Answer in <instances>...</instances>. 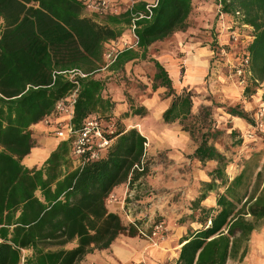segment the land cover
Wrapping results in <instances>:
<instances>
[{
  "label": "trees",
  "instance_id": "16d2710c",
  "mask_svg": "<svg viewBox=\"0 0 264 264\" xmlns=\"http://www.w3.org/2000/svg\"><path fill=\"white\" fill-rule=\"evenodd\" d=\"M203 1H213L220 15L235 17L251 28L243 67H249L250 87H257L264 81V0H153L155 6L149 10L151 3L136 0L120 13L114 11L113 1L92 0L106 5L90 15L86 14L90 0H0V264H79L94 251L109 249L120 237L140 236L141 224L123 223L108 210L106 199L114 188L126 182L132 187L147 175L148 167L136 169L146 139L137 129L112 120L115 103L105 94L106 80L94 74L106 66L104 45L117 41L124 29L134 26L136 47L118 52L105 67L122 75L129 63L145 61L154 44L185 33L197 3ZM213 43L217 46L216 40ZM149 61L155 71L151 91L164 88L166 96L173 97L162 122L194 120L192 94L175 95L164 67ZM70 72L85 77L70 80ZM75 90L72 130L95 120L110 146L98 160L83 159L71 170L70 138L61 141L39 168H26L22 160L36 146L29 128L63 116L56 105L67 103ZM129 109L133 116L148 113L143 106ZM225 113L251 124L239 106L225 108ZM198 120V127L193 123L184 129L195 141L190 158L216 164L191 202V213L179 220L197 228L189 226L180 240L175 264L241 262L251 235L264 221V164L252 172L259 163L247 160L229 180L225 170L231 161L214 145L222 132L212 126L211 107H203ZM236 135L232 129L230 136ZM205 201L213 206H203ZM23 251L29 254L24 256Z\"/></svg>",
  "mask_w": 264,
  "mask_h": 264
},
{
  "label": "rangeland",
  "instance_id": "374dc122",
  "mask_svg": "<svg viewBox=\"0 0 264 264\" xmlns=\"http://www.w3.org/2000/svg\"><path fill=\"white\" fill-rule=\"evenodd\" d=\"M90 1L89 11H86L88 15L96 9L95 4ZM109 2L113 3L114 11L120 13L136 0ZM218 12L219 8L213 1L198 2L187 31L154 44L145 61L129 63L123 75L109 71L104 66L94 74L96 79L106 80L105 94L115 103L111 112L112 120H119L127 129H137L146 139L139 169L142 171L144 166L148 167L147 175L132 187L127 182L120 185L125 187L120 196L113 189L106 199V205L108 210H115L117 215L120 214L123 223H140L138 238L153 247H161V243L168 240L180 244L189 226L197 228L194 224L181 225L179 220L191 213V202L199 192L201 183L208 182V174L216 164L213 161L202 164L190 158L196 146L187 131L193 123L198 127V115L203 107H211L212 126L222 132L214 145L231 161L225 170L229 180L241 172L247 160L254 159L253 163H259V168H254L252 172L259 171L264 164V81L255 88L250 87L252 83L249 67H243L247 65V57L244 55L245 48L251 41V30L242 26L235 17L220 15ZM132 40L131 29H124L117 41L104 45L103 63H106L105 55L108 51L127 49L133 43ZM214 40L217 41V46L214 45ZM149 59L158 61L167 71L175 95L183 91L192 94L194 120L189 118L182 124L179 121L171 124L162 122V113L173 97H167L164 88L151 91V79L155 71ZM131 105L143 106L147 115L133 116L129 109ZM234 106H239L248 113L251 124L230 119L225 108ZM63 117L66 123L67 118ZM42 122L46 128L51 125L49 120ZM232 129L238 134L233 138L230 136ZM52 131H47L46 134L43 129L45 135L42 136L61 140L55 136L54 129ZM240 139L241 144L236 145V141ZM202 205L213 206L209 201ZM156 219L161 220L158 223L162 224L164 234L152 239L149 237L152 226L157 224L154 221ZM141 233L145 235L142 236ZM263 248L264 221L258 231L251 235L244 259L241 262L228 260V264L260 261L262 259L253 258V252L254 249L260 252ZM260 253L264 259V254ZM28 254L29 252L23 251L24 256ZM85 257L81 261L83 264H93L86 261Z\"/></svg>",
  "mask_w": 264,
  "mask_h": 264
},
{
  "label": "crops",
  "instance_id": "0c3cea01",
  "mask_svg": "<svg viewBox=\"0 0 264 264\" xmlns=\"http://www.w3.org/2000/svg\"><path fill=\"white\" fill-rule=\"evenodd\" d=\"M249 28V27H247ZM251 30V28H249ZM65 122L63 116H60L57 120H51V125L47 128L43 125V122H39L29 128L32 133V138L36 142V146L31 149L30 153L24 157L22 160V165L28 169L39 168L43 162L48 158L50 153L54 151L58 144L63 140L49 139L43 134L44 129L46 134L53 132L52 130L57 127V124ZM47 130H46V129ZM42 132V133H41ZM72 163L75 168L76 163L74 157L72 158ZM124 186H118L114 188L113 192L117 193L119 196L124 192ZM109 208V207H108ZM115 213V210H109ZM120 216V214H118ZM255 238V236H254ZM161 247L150 246L144 240L140 238H125L122 237L117 239L109 249L104 251H94L85 257L86 261H91L93 264H138L144 262V264H175L178 257L179 249L181 245L179 242L176 244L174 240L164 241L160 245ZM264 254L263 250H259ZM254 249L253 258L262 259L257 262H246L244 264H264V259L261 253ZM257 254V256H255ZM229 261L227 262V264ZM81 264H83L81 262Z\"/></svg>",
  "mask_w": 264,
  "mask_h": 264
},
{
  "label": "built area",
  "instance_id": "2783aa9c",
  "mask_svg": "<svg viewBox=\"0 0 264 264\" xmlns=\"http://www.w3.org/2000/svg\"><path fill=\"white\" fill-rule=\"evenodd\" d=\"M106 2H101V4L95 5V7H102L105 6ZM90 6V5H89ZM155 6V2L151 3L147 6V9L153 8ZM132 31L134 29V26L131 27ZM136 37L133 35V43L127 47L129 48H135L136 47ZM125 50V49H124ZM120 52L117 50H110L105 55L106 60V68L114 61L116 54ZM70 80H73L76 76H79L81 78L85 77V75L77 72H70L67 74ZM75 93L76 90L73 91L69 97L66 98L67 103H64V101L59 102L56 105V110L61 113V115L66 116L67 120L66 123H59L57 124V127L54 129V134L56 137L60 138L63 141H66L70 138L73 139L72 141V155L76 159L77 164H82L83 159L88 160H98L101 156V153L104 152L109 146L110 142L107 141L102 136V131L99 127V124L97 121L89 119L87 120L81 130L79 131H73L69 122L72 117V107L75 101ZM46 124H48V121H45ZM139 171L141 169L137 168ZM127 217V216H126ZM129 217V216H128ZM133 217L132 214L130 216ZM129 222H132L130 220ZM164 229L162 224L157 223L156 225L152 226L151 228V235L149 238L156 239L163 235ZM142 236L145 234L141 233Z\"/></svg>",
  "mask_w": 264,
  "mask_h": 264
}]
</instances>
